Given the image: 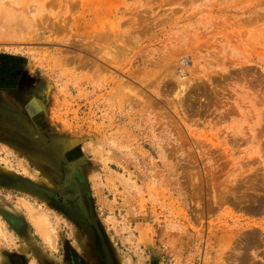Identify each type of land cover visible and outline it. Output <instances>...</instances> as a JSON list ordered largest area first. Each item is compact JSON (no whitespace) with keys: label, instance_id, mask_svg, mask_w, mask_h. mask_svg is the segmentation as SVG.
Segmentation results:
<instances>
[{"label":"rangeland","instance_id":"rangeland-1","mask_svg":"<svg viewBox=\"0 0 264 264\" xmlns=\"http://www.w3.org/2000/svg\"><path fill=\"white\" fill-rule=\"evenodd\" d=\"M2 51L0 264H264V0H0Z\"/></svg>","mask_w":264,"mask_h":264},{"label":"flooded vegetation","instance_id":"flooded-vegetation-1","mask_svg":"<svg viewBox=\"0 0 264 264\" xmlns=\"http://www.w3.org/2000/svg\"><path fill=\"white\" fill-rule=\"evenodd\" d=\"M4 62H2L0 65H4V64H9L11 66L12 62L7 61L6 59ZM18 64H22L20 62H17ZM23 66L21 68H16L14 70H12L10 72L11 75L7 74V73H2L0 74V80L3 81V86H0V90H4V89H15L16 86L18 85V83L21 80V74H22V70ZM15 76V79H14ZM14 264H18V260L15 261L14 259ZM21 264V263H20Z\"/></svg>","mask_w":264,"mask_h":264},{"label":"trees","instance_id":"trees-1","mask_svg":"<svg viewBox=\"0 0 264 264\" xmlns=\"http://www.w3.org/2000/svg\"><path fill=\"white\" fill-rule=\"evenodd\" d=\"M18 57L19 56H15V55H11V54H7V53H0V58H4V59H10L12 62L11 66L9 64H4V65H0V74L2 73H7L9 75L10 72L16 68H21L22 67V64H18L17 63V60H18ZM21 59H24L23 57H19ZM14 79H15V76H14ZM3 81L0 80V86H3Z\"/></svg>","mask_w":264,"mask_h":264},{"label":"crops","instance_id":"crops-1","mask_svg":"<svg viewBox=\"0 0 264 264\" xmlns=\"http://www.w3.org/2000/svg\"><path fill=\"white\" fill-rule=\"evenodd\" d=\"M2 53H7V54H11V55H15V56H19V57H23V56H20V55H18L16 52H10V51H2ZM18 57V60H17V62H20V63H22V66H23V69H24V67H25V63H23L22 61H21V58H19ZM4 59V58H3ZM2 59V62H4L5 60H3ZM8 59V58H7ZM9 61H11L10 59H8ZM7 60V61H8ZM1 63V62H0ZM22 69V70H23ZM4 120H3V118H1L0 117V145L2 144V145H4V143H6L7 144V142L5 141V140H2V138H3V136H5L4 135V133L2 132V128H4V122H3Z\"/></svg>","mask_w":264,"mask_h":264},{"label":"bare ground","instance_id":"bare-ground-1","mask_svg":"<svg viewBox=\"0 0 264 264\" xmlns=\"http://www.w3.org/2000/svg\"><path fill=\"white\" fill-rule=\"evenodd\" d=\"M92 221H93V220H92ZM37 224H38V223H37ZM39 225H40V224H39ZM38 227H40V226H38ZM38 227H37V228H38ZM38 229H40V228H38ZM43 234H44V233H43Z\"/></svg>","mask_w":264,"mask_h":264}]
</instances>
